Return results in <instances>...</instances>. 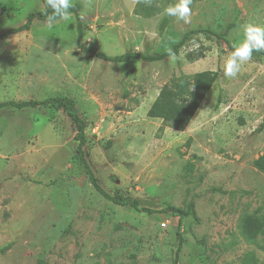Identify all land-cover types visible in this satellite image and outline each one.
<instances>
[{
    "label": "rangeland",
    "instance_id": "1",
    "mask_svg": "<svg viewBox=\"0 0 264 264\" xmlns=\"http://www.w3.org/2000/svg\"><path fill=\"white\" fill-rule=\"evenodd\" d=\"M174 2L72 0L80 44L110 57L160 55L201 31L162 61L113 64L82 50L74 14L0 41V104L73 99L102 189L155 212L97 192L62 111L1 108L0 264H264V231L253 240L242 231L245 218H264V51L236 78L221 67L244 23L264 25V0H193L190 23L163 14ZM43 8L0 0V35ZM199 46L203 58L188 61ZM182 75L193 90L168 98L167 113L180 125L149 118Z\"/></svg>",
    "mask_w": 264,
    "mask_h": 264
},
{
    "label": "trees",
    "instance_id": "2",
    "mask_svg": "<svg viewBox=\"0 0 264 264\" xmlns=\"http://www.w3.org/2000/svg\"><path fill=\"white\" fill-rule=\"evenodd\" d=\"M44 8L41 11L32 12L28 15L27 20L25 24L18 28H11L0 35V41L8 38L11 35L28 31L30 30V27L34 21H40V22H52L59 20L60 18L57 17L55 20H50L49 17L52 15V9L48 6L47 0H40ZM143 0H139V3ZM74 14L77 20V39L78 43L80 45V48L86 52H89L93 55H95L97 58L102 59L107 62H111L113 64H126L130 61L134 60H142L145 62H157L165 60L169 57V51L175 53V55H178L180 52V49H182L188 41L191 39H194L198 34L201 33L200 30H194L191 32H188L183 35L182 39L175 45L172 46L169 50L163 52L160 55H152V56H145L140 53H126L123 55L110 57L102 52L96 51L94 48H86L83 44H80L81 38H82V32H83V23L80 19V14L78 13L77 9L74 7H71L69 9V15ZM150 16L152 14H149ZM204 32H206L204 30ZM218 37L222 40H224V37L221 35H218ZM226 41V40H224ZM232 48V47H231ZM205 53L204 46H199L197 50L189 52L187 54V59L190 62H195L203 58ZM264 55V52L261 53ZM194 84L189 76L182 75L178 79L172 81L169 84H166L163 86V88L160 90V93L154 103L151 105L149 111H148V117L152 119H160L163 121L164 124H170V125H180L175 124L176 122L170 120L168 118V98H173L177 96H183L188 93H190L193 90ZM14 107L15 109H28V108H49L53 109L55 111H62L66 116L69 118L70 122L73 125L74 131H75V142L77 143L76 149H75V159L78 164H81L85 170L87 175L89 176L91 183L102 196H104L107 200L112 201L116 205L119 206H130L133 209H135L138 212H147L149 214L155 213L152 210L143 209L140 207L139 202L133 198L123 196L120 193H115L114 195H110L106 193L100 184L98 183L97 179L94 177L92 170L90 169L86 158H85V146L87 143L86 138V123L82 119V117L79 114V111L76 107V102L73 99L70 98H54V99H47L44 101H28V102H7L0 104V109L4 107ZM162 213L169 214L170 216L174 218H178L181 222L185 214L178 209L175 208H168L164 210ZM242 231L243 235L247 240H253L255 239L261 232L264 231V218H250L247 217L243 220L242 225Z\"/></svg>",
    "mask_w": 264,
    "mask_h": 264
},
{
    "label": "clouds",
    "instance_id": "3",
    "mask_svg": "<svg viewBox=\"0 0 264 264\" xmlns=\"http://www.w3.org/2000/svg\"><path fill=\"white\" fill-rule=\"evenodd\" d=\"M193 0H175L163 9V14L174 17L178 21L190 23ZM48 6L52 9L50 20L57 17L63 20L70 18L69 9L72 0H47ZM83 15L80 19L83 20ZM243 39L233 42L232 52L228 59L221 65L223 75L226 78H236L242 70L243 65L252 59L253 52L264 51V25L246 22L242 26ZM175 53L169 51V57L174 58Z\"/></svg>",
    "mask_w": 264,
    "mask_h": 264
},
{
    "label": "built area",
    "instance_id": "4",
    "mask_svg": "<svg viewBox=\"0 0 264 264\" xmlns=\"http://www.w3.org/2000/svg\"><path fill=\"white\" fill-rule=\"evenodd\" d=\"M163 225H165V224H163Z\"/></svg>",
    "mask_w": 264,
    "mask_h": 264
}]
</instances>
